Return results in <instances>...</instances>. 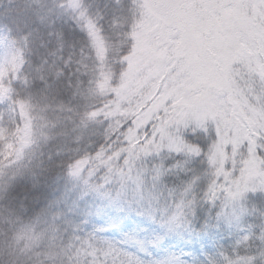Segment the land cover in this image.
<instances>
[{
  "label": "snow or ice",
  "instance_id": "obj_1",
  "mask_svg": "<svg viewBox=\"0 0 264 264\" xmlns=\"http://www.w3.org/2000/svg\"><path fill=\"white\" fill-rule=\"evenodd\" d=\"M40 7L77 25L78 91L95 101L77 127H103L21 191L5 162L23 160L13 128L31 133L34 108L0 95V203L35 205L43 264H264V0Z\"/></svg>",
  "mask_w": 264,
  "mask_h": 264
},
{
  "label": "rangeland",
  "instance_id": "obj_2",
  "mask_svg": "<svg viewBox=\"0 0 264 264\" xmlns=\"http://www.w3.org/2000/svg\"><path fill=\"white\" fill-rule=\"evenodd\" d=\"M84 2H93L94 6L104 7L106 0H84ZM44 3L50 6L52 0H0V79L4 81L0 85V95H15L18 101L29 95L39 109L53 117L64 115L67 111H74L71 106L74 105L78 109L80 104L72 98L75 84L77 86V83H80L79 76H82L78 74L76 69L78 66L75 62L78 60L80 37L77 25L69 15H61L59 18L45 17L40 7ZM49 32L59 33V39L55 35L50 36ZM73 42L77 50L76 55L72 56L74 62L69 67H64L61 57L67 59L73 52ZM61 44L62 52L59 50ZM5 107L0 105V111H4ZM77 109L73 114V124L70 125L72 130H74V122H80V116L85 111L82 107L79 111ZM4 127L8 125L5 124ZM90 130L92 129L88 126L78 127L76 134L80 138L76 139L91 143L89 136L83 138V134ZM13 132L20 134L21 143H23L21 138L27 141L28 130H23L21 133L20 129L13 128ZM70 150L75 154V149ZM63 154L56 163L45 167L46 169L51 167L46 173L49 178L55 170L59 169L58 165L62 159L73 155ZM30 179H25V183L30 184ZM28 215L30 217L25 224L29 225L33 222L31 219L33 212ZM5 250L6 246L1 242L0 264H33L31 260L27 262L25 259H14L11 255L8 256L9 258L5 257Z\"/></svg>",
  "mask_w": 264,
  "mask_h": 264
},
{
  "label": "trees",
  "instance_id": "obj_3",
  "mask_svg": "<svg viewBox=\"0 0 264 264\" xmlns=\"http://www.w3.org/2000/svg\"><path fill=\"white\" fill-rule=\"evenodd\" d=\"M103 8L104 7H100L102 11ZM92 10L96 11V9ZM83 71L84 70L81 69V72ZM79 77L80 83H77V86L75 84L72 98L82 104L94 103V100L85 99L78 91V89L86 87V78L84 76ZM21 101H30L33 105L32 130L31 133L28 131L29 136L26 142L21 138L23 143L20 142V144L24 149L23 160L19 161L13 158V160L6 161L5 163L6 170L11 169L8 174L12 175L18 181L17 186L21 191H24V187L27 185L25 179L29 180L33 171L41 167L45 168L48 164L56 163L59 157L64 155L63 153H71L74 155V152L70 149L83 150L89 147V145L95 143L97 140V136L92 135V132H102L103 127L89 122L86 126L92 130L83 134V138L89 136L88 138H90L91 143H86L85 141L81 142L76 139L78 137L76 134L78 132L77 125H79L80 122H74V130L70 128V125L73 124V114L77 109L76 106H71L74 108V111H67L64 115L52 117L48 114L46 115L44 111L39 109L31 96H25ZM41 125L44 126L43 137L39 136ZM20 132L22 133L23 130H20ZM18 137L20 139V134H18ZM37 137H39V139H36ZM34 139H36V143H31ZM50 156L52 157L51 162L49 161ZM29 161H31L30 165ZM21 163L29 166L20 167L19 165ZM50 168L51 167H49V169ZM61 171L60 168L55 170V173L48 178H54ZM0 176H2V172H0ZM61 184H63V181H61ZM0 200H3L2 193H0ZM9 203L12 204L11 207H9L8 203H0V243L2 242L6 246L4 256L8 257L11 255L14 259H25L27 262L31 260L33 264H43L45 261V253L48 251V237L43 233L41 227L34 222L29 225L25 224V221L30 217L28 213L34 211L35 205L29 204L26 212L20 209L14 202ZM5 208H8L7 213L4 211Z\"/></svg>",
  "mask_w": 264,
  "mask_h": 264
}]
</instances>
